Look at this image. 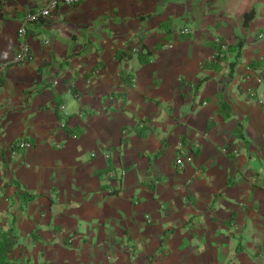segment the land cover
I'll return each instance as SVG.
<instances>
[{
    "label": "crops",
    "instance_id": "obj_1",
    "mask_svg": "<svg viewBox=\"0 0 264 264\" xmlns=\"http://www.w3.org/2000/svg\"><path fill=\"white\" fill-rule=\"evenodd\" d=\"M46 2L0 0V228L15 256L264 264V0L60 3L13 62L20 20ZM217 37L241 42L232 70L229 48L212 61ZM140 45L148 57L118 58Z\"/></svg>",
    "mask_w": 264,
    "mask_h": 264
},
{
    "label": "built area",
    "instance_id": "obj_2",
    "mask_svg": "<svg viewBox=\"0 0 264 264\" xmlns=\"http://www.w3.org/2000/svg\"><path fill=\"white\" fill-rule=\"evenodd\" d=\"M81 0H47V2L40 6L39 8H36L34 10H28L24 13L22 19L20 20L16 34L17 37L19 38V47L16 51V53L12 56V61L13 62H21V61H26L28 60L31 55H30V45L25 39V35L27 32V24L31 21H34L35 19L39 17H45L50 14L52 10H54L60 3L65 4V5H71L80 2ZM188 27H182L180 29L181 33H186L188 32ZM216 41L220 43L221 49L226 48V43L223 42L220 38H216ZM215 54V52H214ZM213 54V56H214ZM257 82H264V76L262 75H256L255 77ZM65 122L62 121L60 122V126H64ZM30 142L27 140H19L12 144L10 147V152L12 155H17L18 151L29 146ZM192 157L190 155H178L174 158V163L176 165H183L185 161H190Z\"/></svg>",
    "mask_w": 264,
    "mask_h": 264
},
{
    "label": "trees",
    "instance_id": "obj_3",
    "mask_svg": "<svg viewBox=\"0 0 264 264\" xmlns=\"http://www.w3.org/2000/svg\"><path fill=\"white\" fill-rule=\"evenodd\" d=\"M251 14H253V10H250V11L245 13V16H246L245 21L246 22L250 19L249 16H251ZM39 18H41V17H39ZM39 18L35 19L34 21L38 20ZM215 43H216L215 44V54L213 56L212 61L217 62L218 60L223 58L224 57L223 54H225L227 52V49L229 48L232 51H234V60L230 64V69L232 70V68L234 67L235 63L237 62V60L240 56V49H241L240 40H238V42L236 44L229 46L227 49H221L220 43H218L217 41H215ZM136 50L137 51L130 50L128 52L119 51V52H117V56H118V58H121L123 56H129L130 57L133 53H136L140 57H143V55H144V57H148L150 55L149 51H147V52L143 51L141 45ZM226 105H227L226 102H221L222 108ZM64 125H66V124H64ZM236 131H237V135L239 137L243 138L242 128H241L240 122H238V130H236ZM17 193L20 194L22 196V198H24V199H25V197L32 198L34 195L30 192L23 190L22 188H19V186L17 189ZM16 241H17L16 235H15V232L13 231V226L11 224L8 225L6 228H0V264H22V261L20 259H18L15 256V254L13 253Z\"/></svg>",
    "mask_w": 264,
    "mask_h": 264
},
{
    "label": "rangeland",
    "instance_id": "obj_4",
    "mask_svg": "<svg viewBox=\"0 0 264 264\" xmlns=\"http://www.w3.org/2000/svg\"><path fill=\"white\" fill-rule=\"evenodd\" d=\"M83 228V227H82ZM63 239V238H62ZM133 242V240H131V241H129V243L127 244V246L129 247V248H132V247H134V245L135 244H133L132 243ZM163 244H166V243H164L163 242ZM159 246H160V244L158 245V248H159ZM247 253L249 254V252L247 251ZM133 254L135 255V252H133ZM177 254H179V253H177ZM115 254L113 253V254H111V252H107L106 254H105V256L107 257V260H108V263H113V261L115 260V256H114ZM127 256H128V260H129V257H134V256H132L131 255V253L130 254H126ZM153 255V254H152ZM104 256V257H105ZM152 264H157L155 261L154 262H152ZM224 264H232L231 262H229V260H226L225 262H224Z\"/></svg>",
    "mask_w": 264,
    "mask_h": 264
}]
</instances>
